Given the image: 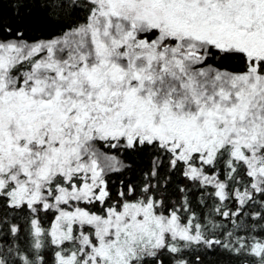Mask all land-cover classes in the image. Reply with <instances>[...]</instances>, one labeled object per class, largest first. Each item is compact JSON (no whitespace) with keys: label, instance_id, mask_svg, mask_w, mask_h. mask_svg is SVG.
I'll use <instances>...</instances> for the list:
<instances>
[{"label":"snow or ice","instance_id":"1","mask_svg":"<svg viewBox=\"0 0 264 264\" xmlns=\"http://www.w3.org/2000/svg\"><path fill=\"white\" fill-rule=\"evenodd\" d=\"M0 264H264V0H0Z\"/></svg>","mask_w":264,"mask_h":264}]
</instances>
